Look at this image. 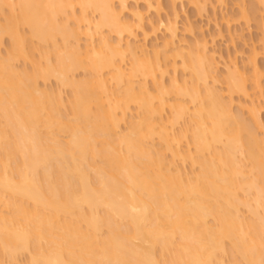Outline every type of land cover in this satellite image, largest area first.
<instances>
[{
    "label": "bare ground",
    "instance_id": "1",
    "mask_svg": "<svg viewBox=\"0 0 264 264\" xmlns=\"http://www.w3.org/2000/svg\"><path fill=\"white\" fill-rule=\"evenodd\" d=\"M163 1L0 0V264H264V36L241 70Z\"/></svg>",
    "mask_w": 264,
    "mask_h": 264
},
{
    "label": "rangeland",
    "instance_id": "2",
    "mask_svg": "<svg viewBox=\"0 0 264 264\" xmlns=\"http://www.w3.org/2000/svg\"><path fill=\"white\" fill-rule=\"evenodd\" d=\"M188 0H184V4L183 5H179V11H180V18H179V29H180V34H179V36L181 37V38H184L186 41H188V40H190V41H188V42H192V40L194 41V39L193 38H195L198 34H196L195 36L194 35H190L189 33L188 34H185V33H187V32H185L184 33V26H185V23H187V19L186 18H188V20H190V22L192 21L193 23H195L194 25L195 26H198V27H202L203 28V30H204V33H205V35L209 38L210 36H212V35H216L217 34V32H219V30L223 33V36L221 37V36H219V37H216V39H215V43H213L212 44V46H210L211 48V50H215V52L217 51V57H222V59H224V60H227L229 57H235V61H236V63H237V65H238V67H240V69L242 70H244L245 69V71H250L249 70V68H248V66H246L247 64H246V58H247V56H248V54L250 53V46L252 45V44H255V45H258V46H261V43L259 42V40H260V38L262 37V36H264V35H262V33L264 32H261L262 31V29L261 30H259L260 28H258V26H260V24L259 23H261V25L262 26H264V10L263 9H261L260 7H259V10H263V11H258V12H255V14L256 13H258V14H260V17H259V15H256L257 17H258V20H259V18H261V19H263V20H261L260 19V21H259V25L258 24H256L255 25V23H257V20H253V18H250L249 20H252L253 22H251L250 23V21L248 22V23H250L249 25H247V24H245L243 21H240V20H238V21H236V19H237V17H238V13H240L239 12V5H241L242 3L244 4V7H245V10H247V12H250V11H252V9L254 8L253 6H251V3H254L253 1L254 0H225V4L223 5V4H221V5H218L217 3H216V1L215 0H212V1H214V2H212V3H214V4H217V6H216V11H213L214 9L213 8H208L209 6H210V4H208V6H207V9L209 10L207 13H204V15L202 14V18H197V17H201V16H199L198 15V13L196 12V10L193 8V7H191L189 4H188V2H187ZM242 2V3H241ZM169 2H168V0H164L163 1V5H164V7L166 6L165 4H167V5H169L168 4ZM241 3V4H240ZM133 4L134 3H132V2H129V6H130V8H132L131 6H133ZM243 4L241 5V6H243ZM254 5H255V3H254ZM140 6L142 7V4H140ZM182 6H183V8H182ZM134 7V6H133ZM168 7V6H167ZM211 7V6H210ZM220 7V9H218ZM166 8V7H165ZM251 8V9H250ZM167 9H169V8H167ZM166 9V10H167ZM213 9V10H212ZM255 9V8H254ZM165 10V11H166ZM258 10V9H257ZM254 11L255 10H253L252 12V15L254 14ZM213 12H214V14L216 13V15H214L213 14ZM259 12H262L263 13V15L261 14V13H259ZM196 13H197V15H196ZM164 15H163V17H165L166 15V13L164 12L163 13ZM237 14V15H236ZM210 17H212V19L209 21V19H208V17L209 16ZM154 16V15H153ZM215 16V17H214ZM222 16H224L225 17V19H227L228 17H229V19L231 18L232 19V17H236V18H234L235 19V21L236 22H239V23H235V21L233 22V24H231V25H228L223 19H224V17H222ZM263 16V17H262ZM217 17V18H216ZM252 17V16H251ZM213 18H216V20L214 19L213 20ZM255 19H257L256 17H255ZM156 20V19H155ZM233 20V19H232ZM263 22V23H262ZM235 23V24H234ZM227 26H229V28L227 27ZM262 28H264V27H262ZM228 29L230 30V32L228 31ZM264 30V29H263ZM184 35V36H183ZM163 36H164V33H163ZM162 32H161V34H160V32L157 34V37H153V38H151V39H148L147 41H146V45H148V49L149 50H152V46H153V44L155 45V44H160L161 42H163V41H161V40H163L162 39ZM185 36H186V38H185ZM164 38V37H163ZM234 39L233 40V42H232V40L231 39ZM263 38V37H262ZM261 38V39H262ZM157 39V40H156ZM138 40H140V41H142V36L140 37L139 36V39ZM153 40V41H152ZM8 40L7 39H5V42H4V48L7 50V48L9 47L8 46V43L9 42H7ZM152 41V42H151ZM261 42H262V40H261ZM6 45V46H5ZM152 45V46H151ZM8 46V47H7ZM3 48V49H4ZM6 50H3V53H5V51ZM237 55V56H236ZM258 63H259V67L261 68L262 67V69H264V57L263 58H260L259 59V61H258ZM246 64V65H245ZM17 69H20V70H22V67H23V62H19L18 64H17ZM248 69H247V68ZM225 68L223 67V66H221L220 67V71H219V75H221L222 76V74H225ZM21 72V71H20ZM263 72H264V70H263ZM81 73L82 72H80L79 73V75H81ZM83 74V73H82ZM180 74V73H179ZM77 75H78V73H77ZM81 77L82 76H78L77 78H80L81 79ZM221 78V77H220ZM168 79H166V81H167ZM47 86H46V88H47V90H49V91H51V90H55V88H57L58 87V84H57V82L55 81V80H51V81H49L47 84H46ZM218 86H217V88H219V90L221 89L220 87H224L223 86V84L221 83H219V84H217ZM262 85H263V92H262V97H261V100H262V102H264V76H263V78H262ZM45 86L43 85V83H41V88L43 89ZM50 87V88H49ZM52 88V89H51ZM65 91V92H64ZM65 95V96H64ZM63 97L65 98V99H69V97H70V89H64L63 90ZM239 97H237V98H235V100L234 101H236L235 102V104H233V112H238L239 111V109H238V107L239 106H241V104H243V102H244V104H245V101H244V99H238ZM238 99V100H237ZM242 100H243V102H242ZM241 104H240V103ZM239 103V104H238ZM243 104V105H244ZM238 105V106H237ZM67 109V108H66ZM63 111H65V109L63 108L62 109V112ZM67 112H68V109L66 110ZM65 111V112H66ZM136 111V110H135ZM135 111H133L132 112V114L130 115L129 114V116L130 117H133V118H131L130 119V117L127 119V122L129 121V119H130V121H134L133 119H135L136 120V114H137V112L135 113ZM64 112V113H65ZM239 112H241V114H242V111L240 110ZM262 112H264V111H262ZM262 112H261V120L264 122V113L262 114ZM243 113H245L244 115V118L245 119H247V120H250V118H249V116H248V114L246 115V113L247 112H243ZM238 114V113H237ZM136 116V117H135ZM248 117V118H247ZM249 123L250 122H252V121H248ZM129 123V122H128ZM251 124V123H250ZM249 124V125H250ZM264 124V123H263ZM252 126L253 125H255L253 122H252V124H251ZM126 125H124V126H122L123 127V129H124V127H125ZM251 126V128H252V130H254L255 128H256V126H255V128L254 127H252ZM264 127V126H263ZM258 129V128H257ZM256 129V130H257ZM178 130H179V128H178ZM256 130H254L255 132L254 133H256V134H259L260 135V137L262 138L263 136H261L262 134V132L258 129L257 131ZM259 137V136H258ZM259 137V138H260ZM64 138V137H63ZM183 147L184 148H186V142H183ZM186 167H185V169L187 168V170H186V172H190V165H188V164H186L185 165ZM189 169V170H188ZM245 210V209H244ZM227 245H228V243H227ZM228 248H229V246H228ZM230 251V250H229ZM231 254H229V256H230ZM22 256V257H21ZM21 256H19V258H18V261L17 262H19V263H17V264H21V262H22V264H24V263H26V259L29 257V254L28 253H25V255H24V253L23 254H21ZM0 257H1V255H0ZM231 257V256H230ZM20 259V260H19ZM228 260L230 259V258H227ZM227 260V261H228Z\"/></svg>",
    "mask_w": 264,
    "mask_h": 264
}]
</instances>
